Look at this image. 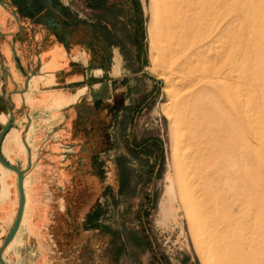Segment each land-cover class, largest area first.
I'll return each mask as SVG.
<instances>
[{
    "label": "rangeland",
    "instance_id": "obj_1",
    "mask_svg": "<svg viewBox=\"0 0 264 264\" xmlns=\"http://www.w3.org/2000/svg\"><path fill=\"white\" fill-rule=\"evenodd\" d=\"M98 3L68 0L118 47L109 166L73 190L63 172L25 188L41 213L72 203L79 234L56 217L36 238L21 227L4 264H264V0Z\"/></svg>",
    "mask_w": 264,
    "mask_h": 264
},
{
    "label": "crops",
    "instance_id": "obj_2",
    "mask_svg": "<svg viewBox=\"0 0 264 264\" xmlns=\"http://www.w3.org/2000/svg\"><path fill=\"white\" fill-rule=\"evenodd\" d=\"M92 24L74 15L68 0H0V123L12 116L2 156L23 172L24 189L57 187L56 173L63 172L73 190L114 147L121 91L111 83L120 81V57L118 47ZM100 26L111 30L110 22ZM2 179L7 196L0 202V239L18 205L16 175ZM40 199L24 191L20 229L32 230L36 238L58 218L68 235L78 230L72 203L59 201L56 217L40 212L46 205ZM59 264L73 263L62 258Z\"/></svg>",
    "mask_w": 264,
    "mask_h": 264
},
{
    "label": "water",
    "instance_id": "obj_3",
    "mask_svg": "<svg viewBox=\"0 0 264 264\" xmlns=\"http://www.w3.org/2000/svg\"><path fill=\"white\" fill-rule=\"evenodd\" d=\"M48 23H50V21H48L47 24ZM53 27L59 29V25H57V24H54ZM11 121H12V118L10 117L9 118V121L4 126H1L0 125V143L2 142V144H0V145H2V147H3V142H4L6 130H7L8 126H10ZM2 137H3V139H2ZM4 144H5V142H4ZM0 164L3 167H5V168H7V169H9L11 171H13L16 174V177H17V193H18V201H19L18 202V207H17V210H16V215H15L14 221H13L10 229L6 233L5 237L3 238V241H2V243L0 245V264H4V262L2 260V257H1V253H2V250L4 248H6V246L8 245V243L11 241V239L13 238V236H14L17 228H18V225H19V222H20V218L22 216V209H23V205H24V196H23V190H22L23 172L20 171V170H18L15 167H12V166L6 164L2 160L1 157H0ZM75 262H76V260H75Z\"/></svg>",
    "mask_w": 264,
    "mask_h": 264
},
{
    "label": "bare ground",
    "instance_id": "obj_4",
    "mask_svg": "<svg viewBox=\"0 0 264 264\" xmlns=\"http://www.w3.org/2000/svg\"><path fill=\"white\" fill-rule=\"evenodd\" d=\"M10 111V110H9ZM10 114V117L12 118V116H11V112L9 113ZM9 121V120H8ZM7 121V122H8ZM6 122V123H7ZM5 123V124H6ZM5 124H1L0 123V125L1 126H4ZM10 126H11V123H10ZM10 126H8V128H7V130L6 131H8L9 130V127ZM2 139H3V137H2ZM5 142V144H6V142L7 141H4ZM4 142H3V145L5 146V144H4ZM0 144H2V142L0 143ZM16 145V144H15ZM1 147H0V157L2 158V160L6 163V164H8V165H10V166H12L11 164H10V162L5 158V156L3 157L2 156V150H3V148H2V145H0ZM12 167H14V165L12 166ZM16 168V167H15ZM18 169V168H17ZM8 172H13V171H11V170H9V169H7V168H5V167H3L1 164H0V202L7 196V185H4V182H3V176L4 175H6V173H8ZM14 173V172H13ZM15 174V173H14ZM10 175V174H9ZM16 175V174H15ZM16 191H17V177H16ZM10 185V184H9ZM22 190H23V196H24V183H23V180H22ZM167 192H168V195H167ZM8 193H9V191H8ZM18 194V193H17ZM9 196V195H8ZM14 196V195H13ZM166 196H167V198L168 199H170V186H168L167 187V189H166ZM17 197H18V195H17ZM19 202V201H18ZM17 207H18V205H17ZM23 209H24V205H23ZM23 209H22V216H23ZM16 215V214H15ZM22 216H21V218H20V222H19V225H18V230H19V232H20V225H21V222H22ZM14 221V220H13ZM13 223V222H12ZM12 225V224H11ZM11 227V226H10ZM10 229V228H9ZM18 230H16L17 232H15V234H14V236H13V238L11 239V241L8 243V245L6 246V247H8V246H11L12 245V247H13V245H14V243L17 241V239H18V237H17V234L19 233L18 232ZM20 234V233H19ZM19 236V235H18ZM25 236V235H24ZM27 237V236H26ZM17 244V243H16ZM15 244V245H16ZM21 244V243H20ZM18 253V252H17ZM3 257V256H2ZM23 257V256H22ZM33 257V256H32ZM4 262V261H3ZM21 262V261H20Z\"/></svg>",
    "mask_w": 264,
    "mask_h": 264
},
{
    "label": "flooded vegetation",
    "instance_id": "obj_5",
    "mask_svg": "<svg viewBox=\"0 0 264 264\" xmlns=\"http://www.w3.org/2000/svg\"><path fill=\"white\" fill-rule=\"evenodd\" d=\"M103 161H104V160H103ZM104 164H107V162L104 161ZM108 166H109V165L107 164L105 168L102 167L101 171H102V172L105 171V169H106ZM113 170H114V168H113ZM105 173H106V172H104V175H105ZM106 176H107V175H106ZM95 211H96V208L94 207V208L92 209V211H91L90 213L87 214V218H85V221H86V222L88 221V219H89L90 217L94 216V213L96 214ZM73 233H74L75 235H78V234H79V231H78V230H77V231L74 230ZM83 247H85V246H81V245H79V246H75V247L73 248V253H74V254H77V253L79 252V250H80L81 248H83ZM85 248H87V247H85ZM74 259L76 260V262H75ZM71 262H72L73 264H79L78 260H77L76 258H74V257L71 258Z\"/></svg>",
    "mask_w": 264,
    "mask_h": 264
}]
</instances>
